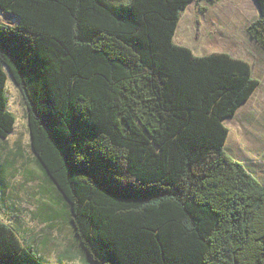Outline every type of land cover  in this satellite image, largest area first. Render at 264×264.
<instances>
[{"label":"trees","instance_id":"16d2710c","mask_svg":"<svg viewBox=\"0 0 264 264\" xmlns=\"http://www.w3.org/2000/svg\"><path fill=\"white\" fill-rule=\"evenodd\" d=\"M197 1L0 0V139L9 76L88 264H264V180L226 153L223 122L259 82L242 59L173 43ZM0 264L65 263L0 219Z\"/></svg>","mask_w":264,"mask_h":264},{"label":"rangeland","instance_id":"374dc122","mask_svg":"<svg viewBox=\"0 0 264 264\" xmlns=\"http://www.w3.org/2000/svg\"><path fill=\"white\" fill-rule=\"evenodd\" d=\"M258 16L252 0L191 2L180 14L173 43L188 47L194 55L223 52L250 65L259 85L234 116L223 121L228 130L224 148L263 183L264 48L252 41L246 31ZM0 19L4 23L12 20L1 12ZM6 96L15 124L7 138L0 139V219L16 230L22 242L33 246L43 260L88 264L69 224L68 209L58 202V194L35 163L25 104L9 76Z\"/></svg>","mask_w":264,"mask_h":264}]
</instances>
